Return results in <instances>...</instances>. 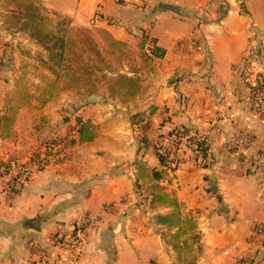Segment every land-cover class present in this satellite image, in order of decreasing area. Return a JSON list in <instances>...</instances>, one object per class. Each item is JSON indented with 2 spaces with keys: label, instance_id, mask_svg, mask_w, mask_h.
<instances>
[{
  "label": "crops",
  "instance_id": "obj_1",
  "mask_svg": "<svg viewBox=\"0 0 264 264\" xmlns=\"http://www.w3.org/2000/svg\"><path fill=\"white\" fill-rule=\"evenodd\" d=\"M238 4L77 0L68 13L73 24L99 27L138 52L143 40L146 50L156 46L163 56L152 57L149 67L125 66L119 91L76 104L62 94L41 107L20 103L12 110L13 99L21 100L23 71L16 51L4 53V148L69 137L79 121L94 134L82 143L75 133L65 160L28 183L9 189L0 183V264H178L169 242L178 230L157 220L174 209L152 204L155 186L197 222L196 264L264 263V183L251 168L264 150V121L253 114L245 81L249 70L264 77V24L242 15ZM174 136L173 171L156 181L155 147ZM76 228L77 251L54 244Z\"/></svg>",
  "mask_w": 264,
  "mask_h": 264
},
{
  "label": "rangeland",
  "instance_id": "obj_2",
  "mask_svg": "<svg viewBox=\"0 0 264 264\" xmlns=\"http://www.w3.org/2000/svg\"><path fill=\"white\" fill-rule=\"evenodd\" d=\"M76 1L0 0V68L4 53L14 50L20 56L18 64L23 71L18 79L21 100L16 98L23 102L13 99L12 110L19 108L20 103L35 104V106L41 107L50 98H56L59 101L62 94L64 95L63 99L68 96L71 104L89 99L94 94L108 96L109 92L115 93L121 89L119 84L122 82L120 80L122 78L119 76L121 75L119 72L124 70L125 66L132 69L139 66H152V54L149 55L146 49L142 51L140 47L141 52H138L131 45L117 43L111 39L107 31L99 27L73 24L68 13L75 7ZM236 1L241 3L240 6L238 4V11L242 15L254 16L264 24V0ZM24 5L29 8L36 7L37 12L45 20H48L49 25L47 26L56 32V37H65L67 45L61 66H55L51 61L52 51L46 48H52L54 41L42 45L32 37L30 31L22 29V22H24L27 12V7ZM224 11L221 9L219 14H223ZM141 42L138 43L141 45ZM255 74L259 77L258 71L253 72L252 70H249L245 75L251 95L252 84L249 79L253 78ZM66 88L69 90L60 92ZM76 131H78L76 128L71 131L70 141L73 140ZM23 141L24 144L20 140L17 141L20 142V149L16 151V156H25L30 149L40 145L31 141ZM3 146L4 144L0 146V163L3 158L13 154L12 147L4 148ZM22 160H24L23 157L20 158V161ZM183 253L185 258L196 256V254L189 256L188 251L185 250ZM178 264L180 263L178 262Z\"/></svg>",
  "mask_w": 264,
  "mask_h": 264
},
{
  "label": "trees",
  "instance_id": "obj_3",
  "mask_svg": "<svg viewBox=\"0 0 264 264\" xmlns=\"http://www.w3.org/2000/svg\"><path fill=\"white\" fill-rule=\"evenodd\" d=\"M24 7H27V12L24 22H22V29L30 31L32 37L42 45H46L54 41L52 48H46L52 51L51 61L55 64V66H61L63 53L65 52L67 45L65 37H56V32L48 28V20H45L37 12L38 9H36V7L29 8L26 5H24ZM144 42L145 41H143L140 46L142 51L145 50ZM261 52L262 49L259 48L255 57L256 59H260L259 56L261 55ZM162 56L163 54L161 53V50L156 46H152V57L162 58ZM257 89L263 93L264 83H258ZM77 133L82 143L90 141L94 134L92 127L89 124L83 123L81 121H79ZM176 144L179 146V139H177V137ZM155 152L160 160L161 170H153L152 173L156 181H161L166 179L169 171H173L172 165L174 162L161 152V149L158 145L155 147ZM152 195V204L160 203L162 206L174 209L173 212L167 216H158L157 220L160 225L166 226L169 229L178 230L175 235L169 236V238H171L169 239V242L178 255V262L180 264H196L195 257L190 255H193V247L199 241L197 222L191 217H183L180 211V205L174 199H170L162 187L155 186ZM184 250L188 251L190 258H185L186 256L183 253Z\"/></svg>",
  "mask_w": 264,
  "mask_h": 264
},
{
  "label": "built area",
  "instance_id": "obj_4",
  "mask_svg": "<svg viewBox=\"0 0 264 264\" xmlns=\"http://www.w3.org/2000/svg\"><path fill=\"white\" fill-rule=\"evenodd\" d=\"M151 50L147 49L149 55L152 54ZM249 81L252 84L253 114L259 120L264 121V94L257 89L258 83H264L263 79L255 74ZM2 144V141H0V146ZM69 145V137L46 140L38 147L30 149L27 155L22 156L24 158L22 161H20L21 156H16L17 150H15L13 154L3 158L0 163V183L5 184V189H9L12 183L16 185L28 183L38 171L63 162L66 158L67 146ZM249 145V147H254L253 142ZM158 146L164 155L173 160V162L176 161V151L178 148L176 137L162 140ZM195 154L198 155V152L195 151ZM251 168L253 173L264 183V150L251 160ZM53 242L56 246L68 245L71 252L77 251L81 243L80 228L59 234L53 239Z\"/></svg>",
  "mask_w": 264,
  "mask_h": 264
}]
</instances>
